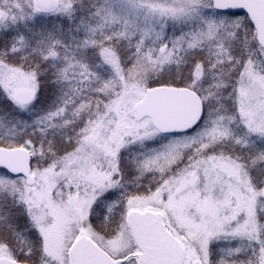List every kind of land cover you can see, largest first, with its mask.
<instances>
[{
  "label": "snow or ice",
  "instance_id": "1",
  "mask_svg": "<svg viewBox=\"0 0 264 264\" xmlns=\"http://www.w3.org/2000/svg\"><path fill=\"white\" fill-rule=\"evenodd\" d=\"M0 264H264V0H0Z\"/></svg>",
  "mask_w": 264,
  "mask_h": 264
}]
</instances>
